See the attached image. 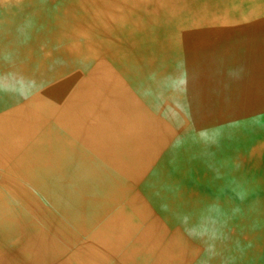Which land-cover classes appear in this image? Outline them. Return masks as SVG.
<instances>
[{
  "label": "bare ground",
  "instance_id": "bare-ground-1",
  "mask_svg": "<svg viewBox=\"0 0 264 264\" xmlns=\"http://www.w3.org/2000/svg\"><path fill=\"white\" fill-rule=\"evenodd\" d=\"M24 197L71 264H264V0H0V227L52 229Z\"/></svg>",
  "mask_w": 264,
  "mask_h": 264
},
{
  "label": "rangeland",
  "instance_id": "rangeland-1",
  "mask_svg": "<svg viewBox=\"0 0 264 264\" xmlns=\"http://www.w3.org/2000/svg\"><path fill=\"white\" fill-rule=\"evenodd\" d=\"M33 199L24 197V201L38 212L53 230L29 221L9 229L0 227V264H71L67 256H70L72 249L55 235L62 240H76L73 232L57 221L56 215L61 210L56 207L58 211H55L50 200L40 202L36 201L37 198ZM80 246L76 249L81 251L83 246Z\"/></svg>",
  "mask_w": 264,
  "mask_h": 264
}]
</instances>
